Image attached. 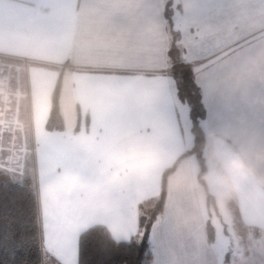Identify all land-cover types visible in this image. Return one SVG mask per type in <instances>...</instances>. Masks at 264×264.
<instances>
[{
    "label": "crops",
    "instance_id": "crops-1",
    "mask_svg": "<svg viewBox=\"0 0 264 264\" xmlns=\"http://www.w3.org/2000/svg\"><path fill=\"white\" fill-rule=\"evenodd\" d=\"M171 1L174 18L168 0H0V55L28 60L14 86L43 264H79L80 235L94 225L116 240L134 237L164 186L151 264H248L246 232L264 231V0ZM174 42L206 106L205 175L211 165L234 185L240 250L223 262L203 208L190 106L173 74ZM56 89L63 127L50 129ZM7 136L0 129V152ZM237 157L255 174L230 172Z\"/></svg>",
    "mask_w": 264,
    "mask_h": 264
},
{
    "label": "trees",
    "instance_id": "trees-1",
    "mask_svg": "<svg viewBox=\"0 0 264 264\" xmlns=\"http://www.w3.org/2000/svg\"><path fill=\"white\" fill-rule=\"evenodd\" d=\"M167 4V15L170 16L172 1L168 0ZM171 55L177 66L173 74L178 92L190 106L196 140L193 152L199 156L202 166L198 176L206 185L204 175L207 165L203 156L206 133L200 123L206 115V106L193 69L177 61L179 50L175 42ZM47 127H63L58 89L54 93ZM165 197L164 186L157 204L140 216L141 232L128 240H116L108 228L100 224L83 231L79 238V264H151L154 254L149 232L163 210ZM208 231L212 238L210 225ZM229 255L230 251L227 252V260ZM0 264H43L42 230L34 179L27 175L15 180L3 169H0Z\"/></svg>",
    "mask_w": 264,
    "mask_h": 264
},
{
    "label": "rangeland",
    "instance_id": "rangeland-1",
    "mask_svg": "<svg viewBox=\"0 0 264 264\" xmlns=\"http://www.w3.org/2000/svg\"><path fill=\"white\" fill-rule=\"evenodd\" d=\"M173 13H171L172 15ZM175 15L171 17L174 18ZM174 20V19H173ZM69 106V104H68ZM70 108V106H69ZM69 113V110H66ZM19 116V115H18ZM191 116V113H190ZM19 118V117H18ZM19 121V119H18ZM69 123V119L66 120ZM186 123V120H185ZM201 125H204V120H200ZM187 129L189 134H192L193 120L189 117L187 122ZM20 131V130H19ZM8 140V137L7 139ZM21 145V156L22 163L15 167L5 168L4 164L0 165L1 169L6 170L9 176L15 180H21L24 176H27L24 172V165L26 160V150L20 141ZM2 147L0 152V158L2 157V152L8 151L7 146ZM194 161L197 171L201 169V163L199 162V156L194 152ZM208 164V163H207ZM214 169V168H213ZM209 166V172L205 175L206 185L200 181L199 178V188L204 196L202 202L204 204L205 215L208 223L211 226L212 241L214 243V248L218 255H220L221 261L223 262L224 255L233 247L239 249L240 241L237 238L238 231L236 229L235 220L238 218L236 216V197H234L233 188L232 189H222L216 183V177L219 176L215 174V169ZM214 172V173H213ZM207 186V188H206ZM211 211V215H210ZM149 212V211H148ZM147 212V213H148ZM247 239L245 244L246 251L245 257L247 258L248 264H264V231H247ZM234 244V246H233ZM231 255V253H230Z\"/></svg>",
    "mask_w": 264,
    "mask_h": 264
},
{
    "label": "built area",
    "instance_id": "built-area-1",
    "mask_svg": "<svg viewBox=\"0 0 264 264\" xmlns=\"http://www.w3.org/2000/svg\"><path fill=\"white\" fill-rule=\"evenodd\" d=\"M27 62V59H12L0 55V129L6 127L8 133L5 145L8 151L2 152L0 165L4 164L5 168L22 163L21 145L18 141L20 126L17 107L20 93L14 86V80L18 71L27 67Z\"/></svg>",
    "mask_w": 264,
    "mask_h": 264
},
{
    "label": "clouds",
    "instance_id": "clouds-1",
    "mask_svg": "<svg viewBox=\"0 0 264 264\" xmlns=\"http://www.w3.org/2000/svg\"><path fill=\"white\" fill-rule=\"evenodd\" d=\"M229 170L232 173L243 171V172H245L248 175H254L255 174V169L253 167L246 166V165L242 164L238 157L233 159V161L231 162ZM180 179L183 180L184 178L181 177ZM216 183L222 189H232V188H234V185L232 184L231 179L227 175H219V176H217L216 177Z\"/></svg>",
    "mask_w": 264,
    "mask_h": 264
}]
</instances>
